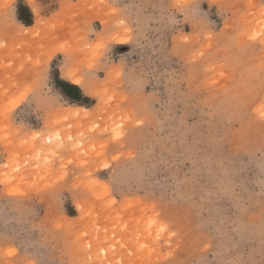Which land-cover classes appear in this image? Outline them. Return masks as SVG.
I'll use <instances>...</instances> for the list:
<instances>
[{
    "label": "rangeland",
    "instance_id": "1",
    "mask_svg": "<svg viewBox=\"0 0 264 264\" xmlns=\"http://www.w3.org/2000/svg\"><path fill=\"white\" fill-rule=\"evenodd\" d=\"M0 264H264V0H0Z\"/></svg>",
    "mask_w": 264,
    "mask_h": 264
},
{
    "label": "bare ground",
    "instance_id": "2",
    "mask_svg": "<svg viewBox=\"0 0 264 264\" xmlns=\"http://www.w3.org/2000/svg\"><path fill=\"white\" fill-rule=\"evenodd\" d=\"M36 26V25H35ZM37 27V26H36ZM27 30H29V29H27ZM26 30V31H27ZM64 31V30H63ZM33 32V31H32ZM28 32H25L23 35H21L20 37L22 38V39H24V38H26L27 37V34ZM29 33L31 34V31H29ZM33 34V33H32ZM25 36V37H24ZM63 36V34H62V32H60V30L59 31H57L56 33H55V38H54V40L53 41H55V40H58L60 37H62ZM51 37V36H50ZM50 41H52V39L50 40ZM58 42V41H57ZM117 43H121V42H117ZM53 44V43H52ZM54 52H56V50H57V52L59 51V49L58 48H56V47H54ZM80 82V80L79 79H76V80H73V82H72V84H74V85H76V84H78ZM85 111V113H87L86 112V110H84Z\"/></svg>",
    "mask_w": 264,
    "mask_h": 264
}]
</instances>
